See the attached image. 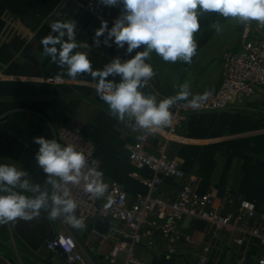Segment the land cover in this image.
<instances>
[{"label":"crops","instance_id":"0c3cea01","mask_svg":"<svg viewBox=\"0 0 264 264\" xmlns=\"http://www.w3.org/2000/svg\"><path fill=\"white\" fill-rule=\"evenodd\" d=\"M124 14L122 0L115 5L105 0H0V137L8 133L6 140L0 139V150L13 137L17 140L13 154L22 151L17 160L8 157V163L17 171L25 172L22 178L34 188L54 191L49 179L38 174L41 166L36 156L41 146L35 139L56 141L59 127L80 128L96 147L99 172L103 174V183L108 185L100 203H106L111 183L117 182L132 204L138 194L148 192L140 180L153 176L150 170L138 169L129 159V146L145 138L144 147L150 155L165 153L186 173L184 181L164 179L154 196L175 200L181 185L193 179L199 193L210 196L213 209L221 214L236 212L243 199L253 201L257 214L248 221L247 227L264 235V88H258L254 96L240 105H230L221 111L186 114L177 130L169 135L138 128L135 118L128 114L120 120L98 94V77L94 79L90 73L69 77L67 65L61 67L44 54L42 39L58 35L52 32L51 25L72 21L76 25L74 35L78 45L72 54L86 53L93 71H102L115 59L126 62L145 51L146 46L141 45L129 53L127 43L120 48L115 37L109 39L108 33ZM104 23L108 28L97 44L96 32ZM64 40H67L66 35ZM56 47L59 49L60 45ZM211 47L207 44L185 68L180 67L184 61L166 62L154 50L145 58L154 72L149 81L158 93L154 99L157 104L177 95L185 83L192 96L218 90L223 80L222 57L229 50L220 52L221 44L215 52ZM107 80L118 85L121 76L110 75ZM149 90L148 84L138 89L146 98ZM53 207L48 197L46 205L38 210V216L30 220L18 217L0 224V264H5V260L26 264L24 259L31 264H51L56 257L47 253V257H43L35 251L37 248L31 249L28 244L46 245L61 227L59 216L51 218ZM96 220L74 229L80 242H85L96 230ZM177 229L189 235L191 243H179L175 256L162 250L152 253L142 249L140 257L147 256V264H198L202 256L208 258L207 264H236L241 257L246 258L243 264H260L264 258V247L257 239L234 228L217 232L205 221L184 216L177 223ZM240 235L245 239L242 245L234 241ZM115 243L116 238H113L89 249L96 264H109V253ZM119 260L117 264H122L123 257Z\"/></svg>","mask_w":264,"mask_h":264},{"label":"built area","instance_id":"2783aa9c","mask_svg":"<svg viewBox=\"0 0 264 264\" xmlns=\"http://www.w3.org/2000/svg\"><path fill=\"white\" fill-rule=\"evenodd\" d=\"M253 25L256 26L253 29ZM241 46L237 50H229L222 57L223 80L217 91L211 93L207 101L201 102L198 108H192L187 101H176L171 107L173 113L170 126L160 127L156 130L172 135L189 113H203L221 111L230 105H240L257 93L258 88H264V26L257 21L244 23L241 35ZM236 51V52H235ZM150 90L148 98H157L158 93L148 80ZM191 100V99H189ZM143 138L129 146V159L138 169H148L153 173L150 178L140 181L148 190L147 194H138L136 201L128 203L123 187L112 182L106 203H100L101 196H94L85 191L90 181L91 170L99 172V161L96 156V147L91 139L80 128L61 126L56 133V142L65 148L69 145L84 154L85 167L81 170L79 183H65L59 177L53 176L60 184L54 188L57 194L63 193L67 188L79 210L78 220L82 227L91 220L103 219L110 221L106 234L93 230L85 242H80L74 227L67 217L61 214V227L54 236L46 242L47 250L64 264H96L89 252L97 245H104L107 241L116 238V243L109 253V264H117L123 257L122 264H147L140 257L139 251L144 249L154 253L162 250L169 256L178 253L179 243H191V237L184 235L177 229V223L184 216L205 221L215 227L217 232L227 228H234L241 234L256 238L264 247V235L257 229L248 230V221L254 219L257 207L253 201L243 199L238 204L236 212L221 214L212 207L210 196H203L194 186V180L183 183L175 200H168L153 193L158 190L164 179L186 180V173L179 163L169 158L165 153L159 156L150 155L144 147ZM88 176L89 180H85ZM103 181V176L101 177ZM122 224L124 228L118 224ZM81 228V227H79ZM218 233L214 236L218 237ZM235 243L242 245L245 239L242 235L235 237ZM208 248H205V252ZM246 258L241 257L236 264H243ZM208 258L200 257L198 264H207ZM264 264V258L259 261ZM5 264H14L5 260Z\"/></svg>","mask_w":264,"mask_h":264},{"label":"clouds","instance_id":"9594fccd","mask_svg":"<svg viewBox=\"0 0 264 264\" xmlns=\"http://www.w3.org/2000/svg\"><path fill=\"white\" fill-rule=\"evenodd\" d=\"M118 0H105V3L115 5ZM125 13L115 22V26L108 33L109 39L115 37L116 44L123 48L128 44V52L146 46V50L138 52L134 58L121 62L115 59L106 65L102 71H93L91 61L86 53L73 50L78 47L74 22H55L51 30L58 35H47L41 41L44 54L51 57L53 63L61 67L67 65V75L76 78L78 74L90 73L99 78L97 91L110 107L113 115H118L123 120L125 114L135 118L138 128L156 130L160 127L170 126L173 113L170 108L176 101H187L192 108H198L201 102L207 101L210 92L192 96L188 84H183L177 95L161 100L158 104L153 98H146L139 88L145 86L154 72L150 64L145 63V58L154 50L166 62L175 63L182 60L191 63L196 54L197 45L194 33L199 30L198 9L202 12H217L225 18H239L242 22L257 21L264 26V0H122ZM108 25L97 30L98 38L104 34ZM65 35L67 40H64ZM107 43V41H105ZM51 45V47H49ZM56 45H60L58 49ZM87 47V45H84ZM121 76V82L114 85L107 80L110 75ZM60 77L58 76L57 79ZM192 99L189 100V97ZM35 143L41 147L36 156L38 164L44 172L50 174L48 183L59 189L60 184L51 176L59 177L66 184L79 183L81 170L85 167L86 158L83 153L76 151L69 145L61 148L55 140L36 138ZM25 172L17 171L15 167L0 166V192L8 191L9 195H0V224L15 221L18 217L30 220L39 215V209L46 205L48 196L41 193L36 199H29L19 195L8 186H19L27 189L28 182L20 183V178ZM91 179L86 184L85 191L94 196H102L108 188L103 183L102 173L91 170ZM85 180H89L86 176ZM6 182V185H5ZM39 192V187L32 189ZM70 192L65 188L63 197L56 192L51 196L55 205L50 215L55 219L62 213L72 214L77 207L76 202L67 198ZM61 206H63L61 208ZM26 209L33 210L31 213ZM74 227H82V221L75 215L67 217Z\"/></svg>","mask_w":264,"mask_h":264},{"label":"rangeland","instance_id":"374dc122","mask_svg":"<svg viewBox=\"0 0 264 264\" xmlns=\"http://www.w3.org/2000/svg\"><path fill=\"white\" fill-rule=\"evenodd\" d=\"M197 11L200 27L199 30L194 33V41L197 45L196 54L202 51L209 43L212 46L213 52L220 47V44L222 47L220 52L222 53L225 50L240 48L242 43L241 35L245 22L240 21L239 18H225L217 12H202L199 9ZM255 28L256 26L253 25V29ZM186 65L187 63L185 62L180 63L181 68H185ZM146 253L145 251L144 255H146ZM143 259L148 261L149 258L144 256ZM24 261L26 264H31L26 259H24ZM51 264H60V262L56 258H53Z\"/></svg>","mask_w":264,"mask_h":264},{"label":"water","instance_id":"95a60500","mask_svg":"<svg viewBox=\"0 0 264 264\" xmlns=\"http://www.w3.org/2000/svg\"><path fill=\"white\" fill-rule=\"evenodd\" d=\"M7 136H8V133L7 132H4L0 139H4L6 140L7 139ZM15 141H17L15 138H10L7 140V143L4 145V147L0 150V166H9V167H12L8 161H7V158L8 157H14L16 160L18 159V156H20L21 154V150L20 152L18 151L16 153V155L13 154V145L16 143ZM39 175H41L44 179H49L50 178V174H47L44 172L43 168L41 167L39 172H38ZM51 178H53V176H51ZM24 181V178H20V183H23ZM5 185H6V182H5ZM28 188L27 189H24V188H20L19 186H15V187H12V186H8L9 188H11V191H14L16 192L17 194L19 195H23L29 199H36L38 198L39 194L35 191H33L32 189L34 188L32 185H30L28 183ZM40 191H44L48 194V197L49 199H51V196L53 195L54 191L53 190H49V191H46L45 189L39 187ZM39 191V192H40ZM11 194L10 192L8 191H5V192H1V195H9ZM59 195H61L63 197V193H60ZM69 198V197H67ZM63 206H61L62 208ZM63 216L67 217L69 215H75V217L78 219L79 217V210H78V206L76 207V209L74 210V212L72 214H68V213H62ZM110 225L103 219L99 218L96 220V223H95V229L98 230L100 233L102 234H106L108 232V229H109ZM28 246L33 249V248H37L35 251L38 252L39 255L43 256V257H47V255L45 253H47L49 256H51V253L47 250L46 248V245L44 244H41V242L37 243L36 245H31V244H28Z\"/></svg>","mask_w":264,"mask_h":264},{"label":"trees","instance_id":"16d2710c","mask_svg":"<svg viewBox=\"0 0 264 264\" xmlns=\"http://www.w3.org/2000/svg\"><path fill=\"white\" fill-rule=\"evenodd\" d=\"M91 226H89V228H90Z\"/></svg>","mask_w":264,"mask_h":264}]
</instances>
